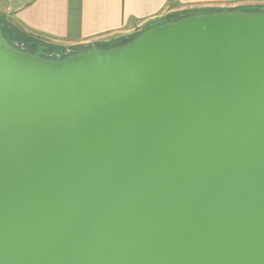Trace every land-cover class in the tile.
<instances>
[{
  "label": "water",
  "instance_id": "1",
  "mask_svg": "<svg viewBox=\"0 0 264 264\" xmlns=\"http://www.w3.org/2000/svg\"><path fill=\"white\" fill-rule=\"evenodd\" d=\"M0 264H264V12L61 60L0 28Z\"/></svg>",
  "mask_w": 264,
  "mask_h": 264
},
{
  "label": "crops",
  "instance_id": "2",
  "mask_svg": "<svg viewBox=\"0 0 264 264\" xmlns=\"http://www.w3.org/2000/svg\"><path fill=\"white\" fill-rule=\"evenodd\" d=\"M264 12V0H0V28L18 46L66 53L113 47L150 27L221 10Z\"/></svg>",
  "mask_w": 264,
  "mask_h": 264
},
{
  "label": "trees",
  "instance_id": "3",
  "mask_svg": "<svg viewBox=\"0 0 264 264\" xmlns=\"http://www.w3.org/2000/svg\"><path fill=\"white\" fill-rule=\"evenodd\" d=\"M3 35L5 38L14 46L20 47L16 44V42L8 35V33L2 29ZM128 40L125 41L121 44H124L126 42L132 41ZM119 44V45H121ZM26 50H30L33 53H36L37 55L46 58V59H63L64 56H68L70 54H74L80 50H72L70 53H66V49L61 46L57 45H51V44H46L45 42H40L38 41L37 43L35 42L31 47H24ZM50 54V55H49ZM59 57V58H57Z\"/></svg>",
  "mask_w": 264,
  "mask_h": 264
},
{
  "label": "rangeland",
  "instance_id": "4",
  "mask_svg": "<svg viewBox=\"0 0 264 264\" xmlns=\"http://www.w3.org/2000/svg\"><path fill=\"white\" fill-rule=\"evenodd\" d=\"M20 48L23 49V50H26L23 46H20ZM49 55H50V54H49ZM57 58H59V57H57Z\"/></svg>",
  "mask_w": 264,
  "mask_h": 264
},
{
  "label": "built area",
  "instance_id": "5",
  "mask_svg": "<svg viewBox=\"0 0 264 264\" xmlns=\"http://www.w3.org/2000/svg\"><path fill=\"white\" fill-rule=\"evenodd\" d=\"M3 1H13V0H3Z\"/></svg>",
  "mask_w": 264,
  "mask_h": 264
}]
</instances>
